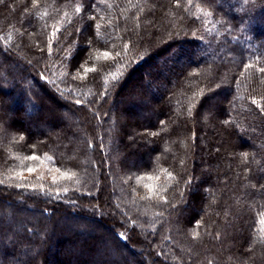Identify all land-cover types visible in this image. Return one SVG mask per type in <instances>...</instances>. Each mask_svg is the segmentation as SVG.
<instances>
[{
    "label": "trees",
    "instance_id": "obj_1",
    "mask_svg": "<svg viewBox=\"0 0 264 264\" xmlns=\"http://www.w3.org/2000/svg\"><path fill=\"white\" fill-rule=\"evenodd\" d=\"M262 69L264 0H0V264H264Z\"/></svg>",
    "mask_w": 264,
    "mask_h": 264
},
{
    "label": "rangeland",
    "instance_id": "obj_2",
    "mask_svg": "<svg viewBox=\"0 0 264 264\" xmlns=\"http://www.w3.org/2000/svg\"><path fill=\"white\" fill-rule=\"evenodd\" d=\"M38 54H39V51H34V54H30V57L31 58L32 57H35ZM116 117L119 118L118 113H116ZM207 136H208V133H207L206 137ZM219 155L221 156V152H220V154L217 155V158L216 159L213 158L210 162L211 163L216 162L218 160ZM37 163H38L37 167H32V168H35L36 169L35 172L25 171V172L21 173V176H23L25 178H27V177H32L33 178L34 177V178H36L38 180L41 179L42 181H52V182H54L53 181V178L54 177L57 179L58 172H57V169L54 167L53 159L52 158H50L49 156H44ZM204 165H205V163H204ZM4 204H6V207H9L10 202L6 201V202H4ZM85 207L88 208V210H90V211H91L92 208H95L97 210L96 212H98V201L92 200ZM101 207H102L101 212H103V213L104 212H108V210H106L105 207H103V206H101ZM32 212H36V211L33 209ZM246 254L249 255V254H251V252L248 251ZM138 255L141 258L147 259L146 256L143 253H138ZM166 258H169V256L167 255ZM242 264H249V262L246 261V262H244Z\"/></svg>",
    "mask_w": 264,
    "mask_h": 264
},
{
    "label": "snow or ice",
    "instance_id": "obj_3",
    "mask_svg": "<svg viewBox=\"0 0 264 264\" xmlns=\"http://www.w3.org/2000/svg\"><path fill=\"white\" fill-rule=\"evenodd\" d=\"M105 56H108L109 54L108 53H105L104 54ZM262 71H264V69H262ZM255 102V101H254ZM28 159H39V157H36V156H32V157H29ZM27 171L28 172H35L36 171V169L35 168H32V167H29L28 169H27ZM19 175V174H18ZM66 177L68 176V174L67 173H65L64 174ZM70 178V177H69ZM53 181L55 182L56 181V178L54 177L53 178Z\"/></svg>",
    "mask_w": 264,
    "mask_h": 264
}]
</instances>
